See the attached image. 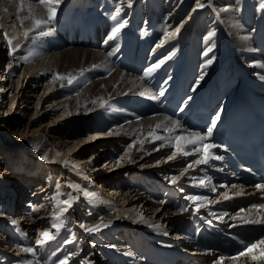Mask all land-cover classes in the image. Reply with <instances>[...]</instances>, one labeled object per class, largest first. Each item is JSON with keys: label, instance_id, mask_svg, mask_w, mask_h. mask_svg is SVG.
Returning a JSON list of instances; mask_svg holds the SVG:
<instances>
[{"label": "bare ground", "instance_id": "bare-ground-1", "mask_svg": "<svg viewBox=\"0 0 264 264\" xmlns=\"http://www.w3.org/2000/svg\"><path fill=\"white\" fill-rule=\"evenodd\" d=\"M28 2L29 0H25L26 6ZM31 2L37 8V14L46 15L43 8L35 3V0H31ZM200 2L208 5L209 0H200ZM18 5L19 0H0V26H2V22H5V25L0 28V49L6 46L1 40L4 37L2 30L4 28L9 37H16L12 45L16 51L12 53L11 57L17 59L18 65H13V67L18 66L22 69L17 81L20 83L22 78L27 79L28 77H30V81H34L25 85L23 80L19 102L22 105H18L17 112L26 113L30 107L28 103L30 93L34 92L32 87L41 84L43 85L41 97L49 91L50 94L46 95L47 100L50 101L49 107L51 106L54 112L61 110L51 122L43 123V120L40 119L39 127H33L31 133H29L30 129H27L29 124L19 129V134L23 135L21 138L24 142L29 144L37 139L36 144L32 147L30 158L38 161L45 160L42 163L50 169L57 163L62 164L61 161H58L57 151H62L64 156L66 150L67 153H71L70 157L76 162L74 165H89V175L96 176V181H102V185L108 181L110 184L114 182L112 185H115L116 189H120L114 191L115 193L122 192L124 184L134 183L136 187L128 186V192L121 193L123 194L122 199L124 201L133 195L132 197L137 202L132 210L141 205L140 209H144L145 216H149L147 221L142 223L127 216L119 219L117 211L113 207L103 203L98 204L95 201L88 202L81 199V196L70 200L72 208L67 209L69 205H66L63 208L66 211H61L62 203L60 202L68 200V198L65 197V194L62 195L58 189H61V184L64 183L62 179L67 176V171L60 168L62 174L58 176L54 189H57L58 193H51V185L44 183L43 178L39 180V177H34L35 172L29 161L24 163L26 168L23 171L24 175L22 174L23 180L18 182L19 179L16 178L18 184H14V182H10V179L12 170L17 167V163L6 159L5 152H12V150L3 146L2 143L0 144V147L3 148L0 150V250H8V252L27 248L34 250L23 253L31 255L33 258L14 264H56L63 260L68 262L71 259V253H76V259L81 260V254L78 253L83 243H79V240L75 238L72 240V238L80 228L85 230V228L100 225L99 231H87V235H84L85 240L87 237L95 235L104 237L103 232H107L113 243L105 238L101 240L108 248L125 249L124 252L127 255L130 253L129 251H133L132 246H134V255L144 257L145 264H162V262L182 264L181 254L187 244L184 237L189 234L187 233L189 228L180 230V235H176L177 224L180 225L179 219L172 215L168 207L169 204L162 200L155 203L147 190L154 189L156 185L162 186L163 180L169 176L177 177L174 172L181 167L182 173L185 175L180 182L184 187L189 188V185L193 187L196 182H201L202 179L208 183L207 178H211V185L216 186L222 182V179L213 174H206L204 164H193L192 168H184L183 164L186 160L179 157L176 148L173 152L176 153L175 158L168 160V165L157 169H154L156 165L147 167L148 164L145 162L148 157L140 155V153L146 154L149 147L153 146L156 141L153 136L183 137L189 135V132H180L181 128H175L173 124V121L176 120L164 114L150 117L142 115L141 111L146 110L147 106H142L139 101L142 97L149 98L157 95L162 97L168 91L173 92L179 80V89L192 91L189 98L192 102L202 93L206 97H210L213 102L224 93L227 94L222 101V107L228 109L236 96L241 93L242 88L252 86L259 89L264 87V0H211V5L204 8H197L196 0H131L130 5L129 0H123L122 3L121 0H99L97 3L92 0H62L57 8L55 20L42 29L44 31L51 29L50 34L41 38L35 45L31 43V40L37 36L36 31L32 32L27 40L23 35L24 31L31 27V23L25 21L23 25L20 24V19L17 16ZM117 6L121 8V12L116 19H113ZM190 10H192L191 14L188 15ZM26 15H28L26 9L19 12L20 18ZM187 15L188 17H186ZM9 22L10 24H7ZM120 23H124V27L118 33L113 34ZM92 36L94 41L100 44L97 49L85 45L86 37L91 39ZM75 37L78 41L73 43ZM135 41L139 43L136 47L137 50L145 49L146 51L148 60L146 70L152 69L154 65H159L149 75H145L146 70L142 75H135L124 71L120 66L121 56L126 53L129 44ZM18 52L24 54L21 55ZM25 56L29 58L22 59ZM94 65L103 66L109 69L110 73L107 75L89 70ZM81 70H84L83 75L80 74ZM7 72L12 74L13 70ZM1 73L3 74L0 80L3 76V79L7 78L8 74L3 72V69H0ZM57 74L65 76L71 74L77 79L69 85L67 79H54ZM9 81L13 82L14 79L9 78ZM7 87V85L3 86L0 81V93H3ZM157 87H160L158 91ZM11 90L12 87L5 93L10 91L9 94L12 95ZM127 94H131L129 98L123 101L118 99L121 95ZM1 101L5 102L6 100L0 99ZM25 102L26 104H24ZM125 104L131 108L126 107ZM11 108L12 106L6 110ZM135 110L139 112H135ZM44 114L45 111L41 112V115ZM4 116L0 112V122H2L0 125L6 122L9 129L18 126L15 121L4 118ZM110 119L113 121L111 122ZM20 122L21 120L18 121V124ZM31 122L32 124L37 123L35 119ZM158 124L161 127L157 128ZM41 125L43 126L41 127ZM166 128H175V131L165 133ZM43 130L47 131L48 136L52 138V148H47L49 142L46 138L43 139L45 136ZM91 130L92 133L83 136L86 131ZM37 131L39 132L38 136L36 133L34 134ZM12 132L14 133L15 130ZM150 132L153 135H149ZM26 134L28 135L26 136ZM29 135L32 136L28 137ZM106 136L108 138L105 139ZM127 138L132 139V142L127 145L126 151L116 160L114 156L118 153L119 148L126 146ZM167 142L170 141L167 140ZM12 143L14 142L12 141ZM175 143H182V141H176L174 145ZM164 145H158L151 152L159 149L168 150V146ZM85 149L90 153L89 155H85ZM45 155L47 159L42 158ZM196 155L198 157L195 160H198L200 154L196 153ZM102 157H106L107 160L104 165H99V160ZM16 158L18 157L16 156ZM195 160L188 162L190 164ZM106 165H110V167H105ZM101 168L105 170L102 171ZM185 169L187 171H184ZM112 170H115L114 175L117 182L111 180L112 176L110 177L111 172L109 173V171ZM126 171L133 174L128 178L129 181L128 179L122 180ZM40 173L43 175L42 172ZM145 177L151 178L148 183H151L153 178L157 183L146 184L148 187L145 186L147 188L145 190L140 183ZM25 182L28 185H25ZM35 183H37L36 187ZM32 186H34L33 191L24 204L26 208L15 205L14 209L7 198L14 204L19 196L25 197V192H28ZM172 187L175 189L173 193L177 194L176 187ZM152 192L157 195L158 191L153 190ZM125 193L128 194L125 195ZM42 197L46 201L37 202V199ZM5 200L7 202L3 203ZM2 203L4 207H1ZM48 203L53 205V209L57 212L56 216L48 217L47 215L46 217L44 215L47 211L45 205ZM80 206L84 208V216L79 213ZM33 208L38 211L33 212ZM151 208L158 212L161 218H165L164 224L152 223V218H157L154 217V213L151 214ZM87 215H96L97 220L90 222L88 219L86 220ZM45 218H51L50 223ZM12 221H16V223L14 224ZM53 224L61 226L56 229ZM151 224L155 226H151ZM45 225L46 227H43ZM122 225L125 228V233L120 237L123 242L116 240L117 238L115 239L110 232L111 229L115 231L114 228H121ZM19 229L20 232H25V235L22 236L26 238L24 240L26 247L18 245V247L14 246L9 249L12 241V243L19 242L21 244V235L16 232V230L19 232ZM68 229L70 235L67 234ZM83 230L79 234L83 233ZM140 231L144 236L135 235ZM165 231H168L169 234H166L168 232L165 233ZM43 232H50L54 238L41 246L36 241L42 239L41 233ZM97 233H100V236ZM128 234L133 236L130 238L132 241L129 244L126 242ZM65 245H69L70 248ZM90 246L95 245L91 242ZM164 247L172 249L167 251ZM40 252L41 256H39ZM109 254L120 264H138L140 262L139 257L137 261H133L134 263L130 259L124 263V257L114 252H109ZM255 254L259 256L258 251ZM16 258L20 259V257ZM101 260L97 254L95 255V252H90L82 264H101ZM0 261H4V257L0 258ZM255 262L264 264V259L253 261L251 256H247L241 257L239 260H226L223 261V264H254Z\"/></svg>", "mask_w": 264, "mask_h": 264}, {"label": "rangeland", "instance_id": "rangeland-1", "mask_svg": "<svg viewBox=\"0 0 264 264\" xmlns=\"http://www.w3.org/2000/svg\"><path fill=\"white\" fill-rule=\"evenodd\" d=\"M92 1L94 3H97V1H99V0H92ZM162 1H164V0H162ZM147 10H148V7H147ZM191 11L192 10H190L188 12V15L191 14L190 13ZM188 15L186 17H188ZM7 24H10V22L7 23ZM3 25H5V22H2V26H0V28L3 27ZM2 30H3V33H4L5 29L3 28ZM1 40H3V42L6 44V46L4 48L0 49V57H1L0 58L1 59V61H0L1 62L0 63V69L1 70L3 69V72H5L7 74L9 73L10 76L7 75V78H4L5 80L3 79V77H4L3 76L0 81L2 82L3 86H5V85L8 86L5 89V91L8 90L10 87H12V90H11L12 91V95L9 94L10 91L8 93H5V91L3 93H0V96H1L0 99H3L4 101L5 100L7 101V102L6 101L5 102H2V101L0 102V105H1L0 106V112H1V114L5 115L4 118H8L9 120H13L18 125V126H15L13 129L12 128L9 129V127L6 124V122L3 125H0V144L3 143V146L9 147L12 150V152H5L6 159H11V160L15 161V163H17V167L13 168V170H12V175H11L12 178L10 179V182H14V184H16V183L18 184V182H21L23 180L22 174L24 175L23 171H25V168H26L24 163H27L29 161V163H31L32 166H33L32 170L35 172L34 173L35 174L34 177H39V180H41V178H43V182L44 183H49L51 185V188H50L51 189V193H58L56 191L57 189L54 190L55 189V185L57 183L58 176L61 175L62 174V170H64V171H67V176L62 179L64 181V183L61 184V189H58V190L61 191L62 195L65 194V197L68 198V200H73L74 198L81 196V199H85L88 202H91V201L94 202L95 201L98 204H102L103 203L104 205H109V206L113 207L115 209V211H117V215L119 216V219H120V217H124V216L126 217L127 216L128 218H132V219L137 220L139 223L146 222L149 215L147 217L145 216L146 212L144 211V209H140L141 205H139V207L136 208L135 210H132V209H134V204L137 202V200H134V197H132L133 195H130L129 197L126 198V200L123 201V199H122V195L123 194H121V193L125 192V191L128 192L127 188L123 189V191L120 192V193H118V192L115 193L114 191H116L118 188L116 189L115 188L116 186L112 185L114 182L110 184V182L108 181V182L104 183L105 185H102V181H96L97 180L96 176H90L89 175V170H90L89 169V165H85V164L84 165H81V164L80 165H74L76 162L74 160H72V158L70 157L71 153H67L66 150H65L66 154L64 156H63L62 151H57V154L59 153L58 161H61L62 164L61 163H59V164L57 163L56 166L53 165L54 167L53 168L50 167V169L47 168L46 166H44V164L42 163L45 160H39L38 161V160H36L34 158H30L31 151L33 150L32 147L36 144L37 139L34 142L31 141L29 144L27 142H24L23 139L21 138V136H23V135L19 134V129L25 127L26 124H29V127L27 129H30L29 133H31L33 127L34 128H38L39 127V123L38 122H39L40 119L43 120V123L44 122H51L57 117V115L60 113L61 110L54 112V110H52L51 106L49 107V102L50 101H48L47 98H46V95L48 93L50 94L49 91H47V93L43 97H41V92H42V88H43L42 87L43 85L41 84V85H36V86L32 87V91L34 89V92L30 93L31 96H30V99L28 100V103H29L30 107L28 108L26 113L21 114L20 112H17V110L19 109L18 105H22V103H19V102H20V96H21L20 89L22 87L23 80H24L25 85L27 83H31V82H34V81H30V77H28L27 79L22 78V82H20V83L17 81L18 76H20L21 73H22V69H21V67H18V66L16 68L13 67V65H18L16 63L17 59L11 57L12 54L11 55L9 54L10 53V49H9V46H8L7 41L5 40V38L3 37V38H1ZM18 54L22 55L24 53L18 52ZM9 65H11V67H9ZM11 70H13L12 74H11V72H7V71H11ZM2 74L3 73L0 74V77H1ZM9 78L14 79V81L10 82ZM9 82H10V84H9ZM4 93H5V97L3 96ZM37 102H38V104H37ZM24 104H26V102ZM11 106H12V108L7 111L6 109L11 107ZM43 111H45V114L41 115V112H43ZM109 112L112 114L111 110H109ZM33 119H35L37 121L36 124H32L31 121ZM19 120H21L20 124H18ZM0 124H2V122H0ZM42 126L43 125H41V127ZM12 130H15V132L13 133ZM90 132L92 133V130L91 131H86L85 135H83V136L89 135L88 133H90ZM35 133L38 136L39 132L37 131V132H34V134ZM43 133H45L44 134L45 136H43V139L46 138V140L49 142L47 144V148H52V143H51L52 138L48 136L47 131L43 130ZM27 135L28 134H26V136ZM31 136L29 135L28 137H31ZM104 138L106 139L108 137L106 136ZM127 140L128 141H127L126 146H122L121 148H119L118 149V153L114 156L116 160L121 156V154L123 152L126 151L127 145L132 142V139H130V138H127ZM12 141L14 143H12ZM15 141H17V142H15ZM26 145H28V146H26ZM152 147H154V148H152ZM152 147H149V151L147 152L148 154L147 153L146 154L145 153H140V155H147L148 158L146 159V162H145L146 164H148L147 167H150V165H156V166H154V169H157V168H162L164 165H168V160H170L169 156H171V154H168L169 150H167V149H159V150H156L155 152H151V150L157 148V146L156 147L152 146ZM1 149H3L2 146L0 147V150ZM89 154L90 153L86 150L85 151V155H89ZM16 156L18 158H16ZM61 156L63 157V160H62ZM179 157H181V156H179ZM197 157L198 156L196 155L195 157L186 159V161L183 164V167L185 166L184 168H187V165L189 164L188 161H190L192 159L195 160V158H197ZM55 159H57V158H55ZM106 160H107L106 157H102L99 160V165H102V164L104 165ZM159 160L161 162H158ZM6 161H8V160H6ZM105 167L109 168L110 165H106ZM60 168L61 169L63 168V169L61 170ZM101 170L104 171L105 169L101 168ZM40 172H42L43 175H41ZM177 172L179 173L178 175H180V174L182 175V176H180L181 178L183 177V175H185L184 173H182L183 172L182 167L178 171H176L174 173L176 174ZM109 173H110V177L112 176L111 180L116 181L117 178L114 175L115 174V170L109 171ZM124 173H127V171L124 172ZM16 178L19 179L18 182H16V180H15ZM60 178H61V176H60ZM196 180L198 181V178ZM148 181H151V178L145 177V179L142 182H140V183L142 185L148 187V185L150 183V182L148 183ZM146 184H148V185H146ZM25 185H28V183L25 182ZM36 185H37V183L34 184L35 187H36ZM34 186L29 188L28 192L27 191L25 192V194H26L25 197L19 196L17 198L16 203L13 204L12 201L9 198H7V200H9L11 202L12 207L16 205V206H19L21 208H24V207L26 208V206H24V204H25L26 200L28 199V196H30L31 192L33 191V187ZM137 187H139V186H137ZM190 187H191V185H189V188ZM190 189H195V188L193 186ZM118 190H120V189H118ZM85 192L91 193L93 195L89 196V197H86L85 196ZM127 194L128 193H125V195H127ZM158 194H160V191L157 192V195ZM173 196L176 197L177 194L176 193H172L171 197H173ZM150 198L154 201L153 196H151ZM7 200H5L3 203H6ZM45 201L46 200H44L43 197L37 199V202H39V203H43ZM162 201H165V200L162 199ZM55 202L56 201L54 200V203ZM3 203H2L1 207H4ZM155 203H158V202H155ZM45 206H47L46 207L47 211L44 213V215L46 217H47V215H48V217L56 216L57 212H56L55 209H53V205L48 203ZM45 206L43 205V208H45ZM65 206H66L65 204H62L61 209L65 208ZM70 207L71 206H68L67 209H70ZM150 210H151V214L154 213V217L157 218V219L152 218L153 219L152 223L159 224V225L160 224H164L165 218H161V216L158 215V212L154 211L153 208H151ZM79 213L82 216L85 215V211H84L83 206H80ZM87 219L90 222H93V221L97 220V216L96 215H87L86 216V220ZM45 220L48 221V223H50L51 218H45ZM154 224H151V225H154ZM43 227H46V225L43 226ZM82 230H83V228H80L79 232L82 231ZM114 230L115 231H113V229H111V232L113 231L112 233H113L114 238L115 239L117 238L116 240H118V241H122V238H120V237H121V234L123 235L125 233L124 232L125 231L124 226L122 225L121 228H114ZM69 231L70 230L68 229L67 230V234L68 235H70ZM85 231L86 230H83V233H80V234L78 232L72 238V240H75V239H77L79 241L81 240V243H83L82 244V248L80 249V251L78 253V254H81V257H82L81 260H77L76 259V257H77L76 253L75 254L71 253L70 254V258L71 259H70V261L67 262V264H69V263L82 264L83 262H85V260L87 259L88 254L90 252H95V255L97 254L98 258L102 259L101 260L102 263L100 262L101 264H120L116 260H114V259H112L110 257L109 252H114L115 254L120 255V256L124 257L125 259H127V260L130 259V261H132V262L135 261V260L137 261L139 259V257H136L134 255V252H133L134 251V246H132L133 251H129L130 253H132V255H128V254L126 255V253L124 252L125 249L123 250L121 248H115V247L112 248V247H110V248H108V250H106V248H105L106 246L104 244V241H102L103 240V236L102 237H98L97 235H95V236L87 237L86 240H85L84 235L85 236L87 235V231L86 232ZM16 232H17V234L21 235L20 237L22 239V242H21V244L19 242L18 243H12L13 241L10 242V245H9L10 248L9 249L13 248L14 246L18 247V245L22 246L23 248L26 247L25 243H24V240H26V238L23 237L25 235V232H22V231L20 232V229H19V232L17 230H16ZM141 232L142 231L137 232V233H135V235L144 236ZM119 233H120V235H119ZM6 234L9 235V233H7V232H6ZM25 237H27V236H25ZM131 237L133 238L132 235L128 234V237H127V240H126L127 244H129V242L132 241V240H130ZM105 239L107 241L111 240L110 243H113L112 238H105ZM29 241H31V240H29ZM90 241L95 246H93V247L90 246V243H91ZM124 245H126V244H124ZM65 246L70 248L69 245H65ZM86 246H87V248H86ZM99 247H100V250H99ZM93 249H95V251H93ZM23 253H24L23 250H14L13 252H8V250L7 251L0 250V258L4 257V261H0V264H14V263H17V262H24L25 260H28L29 258L30 259L33 258V257H31V255L23 254ZM120 253H122V254H120ZM41 254L42 253L40 252L39 256H41ZM16 257H20V259L19 258L17 259ZM14 260H16V262H14ZM60 262L61 261L57 262L56 264H60ZM138 264H140V262H138ZM254 264H257V262H255Z\"/></svg>", "mask_w": 264, "mask_h": 264}, {"label": "snow or ice", "instance_id": "snow-or-ice-1", "mask_svg": "<svg viewBox=\"0 0 264 264\" xmlns=\"http://www.w3.org/2000/svg\"><path fill=\"white\" fill-rule=\"evenodd\" d=\"M62 2V0H35V3L38 4L39 6H41L44 10V12L46 13V15H39L37 14V8L35 7V5L31 2V0H29V2L25 3V0H19V5H18V11H17V16L20 19V24L23 25L25 21H29L31 23V27L27 28L23 35L25 37V39L27 40L29 38V36L31 35L32 32L36 31L37 32V36L33 37L31 40L32 44H37L39 42V40L47 35L50 34L51 29H49L48 31H44L42 30L45 26L50 25L56 17V12H57V8L59 7L60 3ZM123 2V0H121V3ZM131 3V0H129V5ZM211 5V0H209L208 5H205L204 3H201L200 0H196V7L197 8H204L205 6H210ZM27 10L28 15L20 18L19 17V12ZM225 11L227 9H224ZM121 12V8L119 6L116 7L115 9V15L112 17L113 19H116L117 16H119ZM126 23V22H124ZM124 23H120L118 27L115 28V31L113 34L118 33L120 31L121 28L124 27ZM5 40L7 41V44L10 48V55L12 53H14L16 51L15 47H12L13 45V40L16 39V37H9L7 31H5L3 33ZM31 54V53H30ZM111 55V54H110ZM29 57L25 56L22 57V59L27 60ZM209 63H211V61H209ZM9 67H11V65H9ZM93 67H96L95 65ZM159 67V65H154L152 69H147L145 71V75H149L150 72L156 68ZM83 71L81 70V75H83ZM54 79H67L68 84H72L77 77L72 76L71 74H68L67 76L65 75H61V74H57ZM63 86V85H62ZM143 94V93H142ZM161 95H163V93H160ZM153 99H156L157 97H152ZM219 119V116L216 117L215 120H213L211 122V126L208 127L206 129V132L201 133V132H190L189 135L187 136H175V137H163V136H159V135H155L153 136L154 140H169L170 142H176V141H182V143H175V148H176V152H178L179 154L183 155V156H189L192 155L191 152L185 151V148L188 145H192L194 146L193 151L196 153L200 154V158L198 160L193 161V163L188 164V168H192L193 164L196 165H207L209 164L210 160L212 159H220V157H214L211 153V149L215 148L216 145L215 144H211V143H206V141H208L210 139V137L212 136L213 133V128L215 127V123L216 120ZM173 124L175 125V128H181L182 125L180 124L179 121H173ZM161 127V125H157V128ZM175 128L173 129H167V131H175ZM149 135H153V133H149ZM59 155V153L57 154ZM176 153H173V156L169 157V159H173L175 158ZM43 159H47V156L45 155L44 157H42ZM184 171H187V169H185ZM172 182L175 183L179 177H172ZM208 183L205 184L204 179L201 180V186L204 187H208L211 185V178H207ZM78 187V186H77ZM233 187H236L235 185H233ZM255 187L257 189H262L264 190V185L261 184H257L255 185ZM211 190L213 192L216 191V187L214 185H211ZM91 193H87L85 192V196H91ZM245 195V193L243 192H237L235 194V196H242ZM234 196H230L227 193L223 194V199L224 200H232L234 199ZM188 200H192V201H204L207 200L208 197L206 196H188L187 197ZM60 203L65 204V205H69L70 206V200H64L61 201ZM252 209H264V204H253L251 205ZM33 212L38 211V209L33 208L32 209ZM61 211H66V209H62ZM244 209H240V213H243ZM240 213H237V217L244 223V224H259V225H264V217L260 218V219H256L254 216L252 215H240ZM211 215L215 216L216 213H211ZM222 215H227V213H223ZM12 223H16V221H12ZM208 223H211V221L209 220ZM61 225L59 224H53V227L56 229H59ZM105 227L107 225H104ZM83 227V226H82ZM86 231L89 232H95V231H99L100 230V225L91 227V228H85ZM41 237L42 239L36 241L37 244L39 245H43L45 244L48 240L53 239V235L50 232H43L41 233ZM240 244H242L243 250L239 251L236 253V255H233L231 257H224V256H220L218 258L217 261H215V264H223V261L225 259H231V260H239L241 257H247V256H251V259L253 261L258 260V259H264V237H261L258 240H255L253 242L250 243H246L243 240L239 241ZM23 251H27V252H32L34 251L31 248H27V249H23ZM258 251L259 252V256H257L255 254V252ZM128 255H132V253H128ZM60 264H67L66 260H63L60 262Z\"/></svg>", "mask_w": 264, "mask_h": 264}]
</instances>
